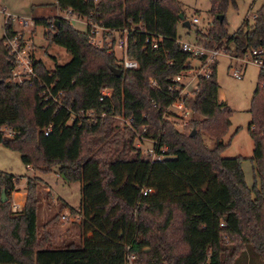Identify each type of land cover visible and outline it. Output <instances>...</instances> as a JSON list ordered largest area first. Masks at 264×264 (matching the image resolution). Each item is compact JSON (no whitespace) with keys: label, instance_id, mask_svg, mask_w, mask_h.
I'll return each instance as SVG.
<instances>
[{"label":"trees","instance_id":"1","mask_svg":"<svg viewBox=\"0 0 264 264\" xmlns=\"http://www.w3.org/2000/svg\"><path fill=\"white\" fill-rule=\"evenodd\" d=\"M214 21L197 42L222 49L239 59L258 48L264 38V4L256 21H245L229 35L226 13L239 0H210ZM60 12L72 10L82 19H93L110 32L102 49L92 45L88 30L80 32L68 21L54 17L36 19L46 29L49 45L64 48L72 60L50 71L43 60L35 63L38 76L22 85L8 82L11 57L0 42V126L21 134L3 140L21 154L35 171L49 172L54 165L67 182L81 183L82 242L54 247L48 229L39 230L42 205L37 177L27 179V202L18 217L9 215L17 177L0 171V264H126L128 248L136 264H236L247 246L264 262V197L253 198L242 171V158H224L223 138L232 125V110L219 101L217 63L209 78L200 77L196 90L184 104L202 116L183 131L165 112L179 92L170 93L172 79L188 73L190 54L176 40L184 13L176 0H57ZM224 16L221 23L220 16ZM185 20V18H184ZM59 23V25L57 24ZM192 26V24H191ZM135 29L129 35L127 55L139 63L126 70L111 52L113 31ZM10 32L12 25H10ZM164 39L158 50L145 48L147 34ZM121 70L118 76L113 71ZM53 76H49V75ZM41 81L62 93L64 107L45 101ZM157 87L152 89V82ZM103 87L114 91L111 101L100 103ZM250 111L248 131L254 141L253 163L264 167V72L261 71ZM76 113L124 115L133 128L120 129L110 117L96 123L68 125ZM52 128L49 136L46 130ZM147 128L146 132L143 131ZM197 133L191 136V131ZM136 132L158 140L168 151L163 162L151 163L136 147ZM215 142L208 147L207 140ZM0 143V144H1ZM147 191V195L143 194ZM8 200L3 202L2 195Z\"/></svg>","mask_w":264,"mask_h":264},{"label":"rangeland","instance_id":"2","mask_svg":"<svg viewBox=\"0 0 264 264\" xmlns=\"http://www.w3.org/2000/svg\"><path fill=\"white\" fill-rule=\"evenodd\" d=\"M182 8L184 18L192 24L190 28L184 27L181 23L177 28V34L180 39L186 42H197L196 34L198 31L206 33L210 25L214 21L210 13L211 2L210 0H176ZM264 4V0H239L237 7L230 6L227 10V30L229 35H235L240 29L246 31L245 25L246 16L249 14L251 17L256 14L257 10ZM0 5L7 8L12 16L21 19H26L32 23L36 19H49L57 17V0H0ZM194 18L199 19V23H194ZM250 25H253V20H250ZM19 27V26H18ZM30 27L29 29H31ZM35 32L33 39L36 43V58L43 60L47 68L52 71L55 66L66 65L72 60L71 55L67 51L57 45H49L45 40L46 29L43 26H34ZM74 28L80 32L86 31L85 22H76ZM27 29V30H29ZM194 67L199 66L197 61L192 62ZM230 67H238L242 70V80H236L230 74ZM217 77L220 89L219 101L226 104L231 110L232 114L230 122L232 125L226 136L223 138L224 143L228 146L223 152L224 158H242V171L245 174L246 183L252 196L255 198L257 192L261 193L264 197V167L263 175L257 173V166L251 160L253 158L254 141L249 135V125L252 120L251 109L252 99L257 89L261 69L253 65H244L242 62H236L227 54L220 57L217 61ZM190 75L186 80L189 84L191 80ZM197 80L192 81L189 89L190 91L196 90ZM172 113L177 112L173 107ZM194 120H202V116L198 113L194 115ZM174 121L173 116L169 117ZM181 130V129H180ZM196 130H192L191 133ZM207 140V145L213 148L215 142ZM149 147L148 143H144L142 152L144 153ZM145 154V153H144ZM0 171L11 174L17 177L18 186L16 191L10 196V211L9 215L12 217L20 216L27 202V179L41 178L44 180L45 185L40 187L39 193L42 201L39 218V230L43 233L45 225L59 217L53 225L48 229L49 232L55 237L54 247H65L69 241L81 244L82 222H68L63 221L62 216L64 213H70L72 209L78 210L81 206V183L80 182H67L59 173V167L54 165L49 172H40L28 167L22 162L21 154L13 151L3 143L0 144ZM14 204H21L22 211L16 212L13 208ZM51 206L49 215L45 213ZM42 211V213H41ZM74 212V211H73ZM69 234V241L66 240ZM236 264H264L259 260L253 247L248 245L244 256L237 259Z\"/></svg>","mask_w":264,"mask_h":264},{"label":"built area","instance_id":"3","mask_svg":"<svg viewBox=\"0 0 264 264\" xmlns=\"http://www.w3.org/2000/svg\"><path fill=\"white\" fill-rule=\"evenodd\" d=\"M100 0H95V4H97ZM58 18H62L65 21H68L72 26L76 22H85L86 23V30L89 32V39L91 40L92 45L97 48L102 49L105 44L108 42L110 45L112 44V39H105V34L110 32L109 29H106L103 25H99L98 23L94 22L93 19H82L76 14L73 13L72 10H66L64 12L58 11ZM246 20L250 22L253 20V24L256 21L255 15L252 17L248 14ZM194 23L198 24L199 19L194 18ZM10 25H12V30L10 32ZM19 26V27H18ZM36 26L35 22H29L26 19H21L16 16H12L7 8L2 7L0 5V42H2L5 48L8 50L9 55L11 57V78L8 82L13 84L22 85L26 82H30L34 80V78L38 79V76L35 72V63L40 60L36 58V43L33 39V33L35 29L33 28ZM32 27L31 29H29ZM29 29V30H27ZM133 32H136L135 29H119V31H113L114 38L116 42L112 47L111 52H113L118 60L119 65L126 70H137L139 67V63L131 60L127 55L128 50V41L129 35ZM145 41V48L151 47L152 50H158L160 47V42L164 39L162 36L154 33V34H147ZM177 44L181 48L182 52L186 54H190L193 57L190 63V69L186 74L177 75L172 79V85L170 86V93L179 92V97L173 102V104L166 109L165 116L166 118L173 116L174 120L178 124V129L183 131L186 126H188L191 120H194V115L197 113L189 110L187 106L184 104V98L189 97L193 91L189 92L190 86L192 81L198 80L200 77L209 78L213 73L212 68L217 63L218 59L224 54L230 56L233 60L239 63H243L244 65H253L261 71L264 72V38L258 48L253 49L245 54V56L241 59L229 55L226 52L225 47L223 46L222 49H211L203 44L198 42H186L182 39L176 40ZM197 61L199 66L194 67L192 62ZM230 74L236 80H242L243 74L242 70L238 67H230ZM191 80L189 84L186 82L190 75ZM50 77L53 76L52 74L49 75ZM152 89L157 87V82H152ZM41 88L42 93L45 97V101L47 103L53 102L57 104L58 107H64L61 101L62 93L59 95H55L52 93V86H48L45 82L41 81ZM100 103L104 104L107 101H111L114 95V91L110 88L103 87L100 90ZM173 107L176 109L177 112L171 111ZM70 110L71 116L69 118L68 125L77 124L82 126L84 123H96L99 119H104L105 117H110L115 121V126H118L120 129L124 128H133L132 119L126 118L124 115H118L115 112L111 114L103 113L101 115L96 114L92 111L76 113L75 111ZM147 128H144L143 131L146 132ZM52 132V128L46 130L45 135L49 136ZM21 134V131L18 129H14L9 126H0V143L3 140H12L16 138L18 135ZM144 143H148L149 147L146 151L142 154L145 159L149 160L151 163L163 162L167 155V147L162 146L158 140H154L148 137H145L142 134H138L136 132V147L142 151ZM143 194L147 195V191H144ZM13 208L16 212L22 211L21 204H14ZM63 221L68 222H76L83 221V216L78 212H70L64 213L62 216ZM126 264H136V256L134 253L130 252V248H128L127 257H126Z\"/></svg>","mask_w":264,"mask_h":264},{"label":"water","instance_id":"4","mask_svg":"<svg viewBox=\"0 0 264 264\" xmlns=\"http://www.w3.org/2000/svg\"><path fill=\"white\" fill-rule=\"evenodd\" d=\"M179 18H180V20L182 21L184 27H186V28H190V27H191V23H190L189 21L187 22L186 20H184V17H183L182 14L179 15ZM217 19H219V21H220L221 23H223V21H224L225 18H224V16L222 15V16L218 17ZM57 24L59 25V23H57ZM113 71H114L115 74H117L118 76L121 75V70L114 69ZM194 135H195V131H193V132L191 133V136H194ZM2 198H3V202H6V201L8 200V198H6V196H5V194L2 195Z\"/></svg>","mask_w":264,"mask_h":264},{"label":"crops","instance_id":"5","mask_svg":"<svg viewBox=\"0 0 264 264\" xmlns=\"http://www.w3.org/2000/svg\"><path fill=\"white\" fill-rule=\"evenodd\" d=\"M57 16H58V14H57ZM52 209H51V206H49V208H48V210H45L46 212V214H47V216L49 215V213H50V211H51ZM41 213H42V211H41ZM50 216V215H49ZM69 238H70V236H69V234L67 235V237H66V240H68L69 241ZM69 243H70V241H69Z\"/></svg>","mask_w":264,"mask_h":264}]
</instances>
